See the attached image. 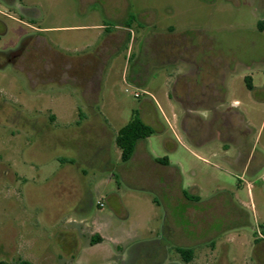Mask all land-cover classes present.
Masks as SVG:
<instances>
[{
    "label": "rangeland",
    "instance_id": "rangeland-1",
    "mask_svg": "<svg viewBox=\"0 0 264 264\" xmlns=\"http://www.w3.org/2000/svg\"><path fill=\"white\" fill-rule=\"evenodd\" d=\"M17 3L35 9L36 26L54 49L69 58L86 61L98 54L100 59L94 128L81 135L75 127L87 114L70 85L33 91L11 68L0 69L2 102L23 104L28 118L50 113L56 118L42 139L39 126L0 124V165L13 174V181L0 178V263L163 264L164 253L165 263L184 264L175 250L187 241L194 255L189 264H254V240L264 242V0ZM102 8L113 15L111 21ZM19 14L0 17L8 31L0 51L29 32ZM139 15L147 25L137 21ZM123 22L130 41L113 47L100 45L98 31L81 28ZM169 33L185 45L184 52L157 58L158 36ZM205 57H214L212 63L226 59L233 70L216 103L194 102L188 93V78L203 71ZM209 106L219 115L240 116L244 148L253 156L246 172H236L226 159L233 154L211 142L220 120L213 123ZM133 111L155 132L121 163L112 140L96 137V130L102 127L112 137ZM162 158L168 165L156 162ZM181 190L202 203L194 221L189 204L176 198ZM62 198L66 205L54 219ZM94 233L102 242L91 250ZM66 237L70 246L76 240L77 254L62 249Z\"/></svg>",
    "mask_w": 264,
    "mask_h": 264
},
{
    "label": "flooded vegetation",
    "instance_id": "flooded-vegetation-1",
    "mask_svg": "<svg viewBox=\"0 0 264 264\" xmlns=\"http://www.w3.org/2000/svg\"><path fill=\"white\" fill-rule=\"evenodd\" d=\"M99 0H76L78 5L84 3H90L94 5L98 3ZM18 10L20 12L19 16L25 18L26 21L22 22L29 32L21 35L14 46L8 48L7 50L0 51V69L9 67L12 69L13 73L26 83V86L36 89H45L47 87L63 88L65 85H70L81 98L82 106L86 110L87 115H83V122L81 125L87 126V131L94 128V110L93 103L96 95V74L99 70V55H92L88 60L83 61V59H77L74 57H67L61 52L57 51L52 47V45L46 40L42 35L44 31L39 30L40 28L36 26V12L33 8L22 7L17 3V0H0V17L8 19H16L13 17V11ZM105 16V15H103ZM107 21H111L112 18L105 16ZM137 21L139 16H137ZM125 23V22H124ZM126 24V23H125ZM95 26L91 27L94 28ZM112 25H104V30L101 35L102 46L113 47L115 46L114 32L112 30ZM0 38L7 34V28L4 22L0 19ZM161 40L159 49L155 52L157 58H165L168 56L176 55L178 52H184V44L178 42L180 40L176 36H158ZM98 38H96L97 40ZM126 40V35H122L117 40V45H121ZM202 49L207 48L206 46L201 47ZM97 52V51H96ZM168 54V55H167ZM165 56V57H164ZM212 60L205 57V62L203 63V71H194L192 76H189V88L188 93L192 97L194 102H202L205 98L209 102L216 103L221 100L227 92L226 82L228 78V71H233L229 69V63L225 59H220L221 61L217 63H212ZM230 75V74H229ZM247 79V78H246ZM179 81V80H178ZM177 81V82H178ZM217 83L221 86V90L218 91ZM35 89V90H36ZM248 89V88H247ZM248 90H252V87ZM34 91V90H33ZM23 104L2 102L0 100V124L10 128L19 127H33L39 126L40 132L38 133V138L42 139L48 134L46 130L56 122V118L53 114H49L47 117H41V115L35 117H27L23 112ZM210 113H212L213 123L217 119L220 120V128H218L213 136L211 142L218 141L221 144L222 151L227 154L229 151L231 154L230 158H226L230 166L236 171H247L250 166L253 156L250 158V153L245 151L244 148V136L247 134L241 125V118L235 113H221L217 114V110L213 106H209ZM81 113H78L80 117ZM82 117V116H81ZM80 121V118H78ZM76 124V123H75ZM75 127V129H76ZM89 133V132H88ZM77 135L81 133L77 132ZM96 137H100L103 141H111L112 137L110 133L104 128L96 130ZM113 142V141H112ZM207 144L206 142L203 145ZM35 146V145H34ZM32 146L33 148H35ZM45 146V145H44ZM61 146L64 144L61 143ZM202 146V144H201ZM207 146V145H206ZM42 147V146H40ZM49 147V146H48ZM45 146L44 149H49ZM68 158V157H67ZM70 162H74L73 158H68ZM59 162H63L62 158L58 159ZM87 163V162H86ZM83 162V164H86ZM67 166V165H66ZM65 166V168H66ZM63 169V168H62ZM0 178L8 179V181H13V174L9 168L4 165H0ZM194 194L197 193L196 189H192ZM177 199L182 202H188L192 206H200L202 204L197 197H187L185 191H178ZM65 198L59 202L58 208L53 212L54 219H57L59 214L63 212V207L66 203ZM73 203H68L72 208ZM77 205V204H76ZM68 206V207H69ZM79 206V205H77ZM197 211H195L193 219L197 216ZM69 238H64L62 243V249L68 250L72 254H77L80 250L75 247L76 240L73 241L74 245L69 244ZM71 243V241H70ZM100 237L95 233L91 235L88 243V247L92 250L96 246L100 245ZM69 244V245H68ZM75 247V248H74ZM259 253V261H264V242H259L254 240L253 253ZM223 263V261H222ZM264 264V263H263Z\"/></svg>",
    "mask_w": 264,
    "mask_h": 264
},
{
    "label": "trees",
    "instance_id": "trees-1",
    "mask_svg": "<svg viewBox=\"0 0 264 264\" xmlns=\"http://www.w3.org/2000/svg\"><path fill=\"white\" fill-rule=\"evenodd\" d=\"M257 27L259 31H262L263 23L259 22ZM246 86L248 89L251 88L248 82ZM154 132V129L150 125L144 123L139 117V114L136 111H133L129 121L116 132L114 137V145L120 152L119 161L121 163L129 162L133 157L138 143L150 137ZM156 162L161 165L168 164L166 158L158 159ZM177 252L184 261H189L191 257L190 250L178 249ZM16 264L32 263L24 259H19Z\"/></svg>",
    "mask_w": 264,
    "mask_h": 264
},
{
    "label": "crops",
    "instance_id": "crops-1",
    "mask_svg": "<svg viewBox=\"0 0 264 264\" xmlns=\"http://www.w3.org/2000/svg\"><path fill=\"white\" fill-rule=\"evenodd\" d=\"M102 14L103 15H105V16H108V17H111V18H113V15L110 13V12H107V11H105L104 10V8H102ZM139 20H141V22H143L145 25H147V21L146 20H144L143 19V16L142 15H139ZM127 25L123 22V23H118V24H116V25H114L113 27H112V30H113V32H114V39H115V45H117V40L119 39V37H121L122 35H126V39H128L129 41H130V36H131V31H130V29L129 28H127L126 27ZM81 28H83V29H90V30H95V31H98V33L99 34H96V38H99L100 39V37H101V35H102V32H103V30H104V25H97V26H95L94 28H88V27H86V26H82ZM39 30H42V31H44V29H39ZM169 35H172V33H169L168 34V36ZM162 36H167V35H162ZM101 46H102V44H100ZM101 46H99V48L98 49H100V47ZM76 131L77 132H79V133H85V131H87V126H85V125H82L81 127L80 126H78V127H76ZM116 134V133H115ZM115 134L112 136V141H113V143H114V137H115ZM120 154V153H119ZM146 157H148V156H146ZM168 165V164H167ZM164 166H166V165H164ZM161 188H162V186H161ZM165 192L167 193L168 192V190H165ZM177 196V195H176ZM177 198V197H176ZM185 203H188V202H185V201H182L181 202V204H185ZM176 204V203H175ZM189 204V210H190V218H192V220L194 221V219H193V216H194V213H195V207L196 206H194V208H193V206L190 204V203H188ZM100 241L102 242V240H101V238H100ZM179 245H180V247H176V252H177V250L178 249H188V250H190L191 251V257H190V259H189V261H184L182 258H181V256H180V258H181V260H182V262L184 263V264H189L191 261H193V259H194V255H193V250H192V242L190 243V244H188V242L186 241V242H182L181 244L179 243ZM178 245V246H179ZM189 245V246H188ZM160 245H157L156 246V248L158 249V248H160L159 247ZM152 250V249H151ZM178 253V252H177ZM164 254V253H163ZM162 254V256L160 257L161 259H163V264L165 263L164 262V258L166 257V255H163ZM179 254V253H178ZM115 257V256H114ZM221 262H222V260H221ZM253 263L254 264H263L264 263V261H263V263H262V260H260L259 261V253H257L256 252V254L255 253H253ZM165 264H173L172 263V261L169 259L168 261L166 260V263ZM221 264H226V263H224V261H223V263H221Z\"/></svg>",
    "mask_w": 264,
    "mask_h": 264
},
{
    "label": "built area",
    "instance_id": "built-area-1",
    "mask_svg": "<svg viewBox=\"0 0 264 264\" xmlns=\"http://www.w3.org/2000/svg\"><path fill=\"white\" fill-rule=\"evenodd\" d=\"M133 96H134L135 98H138V97H139V94L134 93ZM99 205H101V204H99Z\"/></svg>",
    "mask_w": 264,
    "mask_h": 264
}]
</instances>
